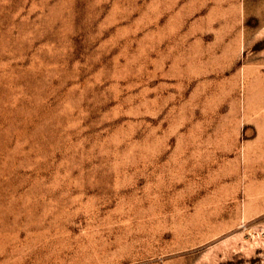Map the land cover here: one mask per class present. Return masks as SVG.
I'll return each mask as SVG.
<instances>
[{
  "label": "rangeland",
  "instance_id": "rangeland-1",
  "mask_svg": "<svg viewBox=\"0 0 264 264\" xmlns=\"http://www.w3.org/2000/svg\"><path fill=\"white\" fill-rule=\"evenodd\" d=\"M0 264H264V0H0Z\"/></svg>",
  "mask_w": 264,
  "mask_h": 264
}]
</instances>
